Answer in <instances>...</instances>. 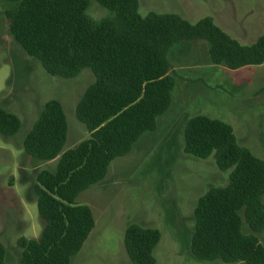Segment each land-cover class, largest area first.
I'll return each instance as SVG.
<instances>
[{
	"label": "trees",
	"instance_id": "1",
	"mask_svg": "<svg viewBox=\"0 0 264 264\" xmlns=\"http://www.w3.org/2000/svg\"><path fill=\"white\" fill-rule=\"evenodd\" d=\"M4 1L9 35L47 74L73 78L89 68L94 75L75 106L87 138L64 150V109L49 99L22 141L26 155L56 165L35 174L42 228L37 238H17L20 264H70L94 227L91 208L75 202L78 194L101 182L112 160L153 132L171 104L172 46L204 40L212 64L236 70L264 62V34L244 45L209 16L194 23L176 13L142 17L138 0H96L110 12L100 20L87 14L90 0ZM19 129L18 116L0 106V134L11 137ZM183 138L185 154L212 156L220 171L230 170L225 185H210L196 201L191 255L205 262L264 264V159L241 145L228 123L204 114L186 120ZM159 240L157 229L129 224L123 245L131 264H156ZM0 264H8L1 242Z\"/></svg>",
	"mask_w": 264,
	"mask_h": 264
},
{
	"label": "rangeland",
	"instance_id": "2",
	"mask_svg": "<svg viewBox=\"0 0 264 264\" xmlns=\"http://www.w3.org/2000/svg\"><path fill=\"white\" fill-rule=\"evenodd\" d=\"M183 3L138 0V13L142 17L150 11L177 13L192 23L211 16L218 27L244 45L264 34V0ZM7 4L0 0V106L18 116L20 129L11 137L0 134V242L5 248V261L20 264L17 238H37L42 228L33 192L35 174L56 165V160L41 162L26 155L22 141L49 99H57L64 109V150L87 138L85 125L75 116V106L94 75L89 68L73 78L47 74L9 35L3 15ZM87 14L100 20L110 12L90 0ZM249 16L253 27L241 30ZM196 44L199 46L195 48ZM168 58L176 68V79L200 80L194 84L180 80L181 90L174 85L171 104L158 118L155 130L143 134L130 153L112 160L101 182L78 194L75 202L91 208L94 227L70 264H131L123 236L132 223L160 232L153 251L156 264H245L199 261L191 255L196 201L210 185H225L230 170L220 171L212 156L202 159L185 154L183 127L196 114L220 119L233 128L241 145L264 159V62L236 70L212 68L204 40L177 43ZM191 96L195 97L190 100ZM261 201L264 204V195ZM259 238L264 244V232Z\"/></svg>",
	"mask_w": 264,
	"mask_h": 264
},
{
	"label": "crops",
	"instance_id": "3",
	"mask_svg": "<svg viewBox=\"0 0 264 264\" xmlns=\"http://www.w3.org/2000/svg\"><path fill=\"white\" fill-rule=\"evenodd\" d=\"M181 1V0H180ZM184 3L183 4H185L186 2H190L191 0H182ZM177 14V13H176ZM180 15V14H179ZM181 16V15H180ZM182 17V16H181ZM209 17H211V16H209ZM212 18V17H211ZM185 19V18H184ZM213 19V18H212ZM249 19H250V16L248 17V18H246V20L244 21V23H242V25H241V27H240V29L241 30H246V28L248 29V28H251V27H253V22L252 21H249ZM199 45L198 44H196L194 47L196 48V47H198ZM200 46H202V47H204V44L203 43H201V45ZM193 47V49L192 50H196L195 48ZM170 51V50H169ZM168 55H169V53H168ZM208 56H209V54H208ZM208 64H210V67H212V68H220V69H222V70H227L226 68H224V67H222V66H218V65H214V64H212L211 62H210V59H209V61H208ZM180 67L181 66H179V70H180ZM193 68H190L189 67V70H192ZM176 68L172 65V72H173V74H174V77H176V75H177V73H176ZM183 70H188V68L187 69H183ZM184 79H186V80H188V81H185L186 83L185 84H187V83H190V84H194V83H196V82H198V80H200L199 78H195L194 80L192 79L191 80V78H189V77H184V78H182L181 77V79L180 78H178V79H176L175 78V87H177L178 88V90H181L182 88H184L183 87V83L181 84L180 83V80H184ZM183 82V81H182ZM201 92H203V90L201 91ZM205 92V91H204ZM207 95V94H206ZM195 96H191L190 97V100H192L193 98H194ZM205 99H206V96H205ZM171 101H172V96H171ZM23 167V166H22ZM24 168V167H23ZM24 170H25V168H24Z\"/></svg>",
	"mask_w": 264,
	"mask_h": 264
}]
</instances>
